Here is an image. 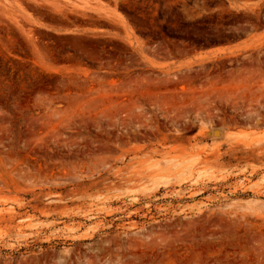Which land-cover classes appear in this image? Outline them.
Returning a JSON list of instances; mask_svg holds the SVG:
<instances>
[{
	"label": "rangeland",
	"instance_id": "1",
	"mask_svg": "<svg viewBox=\"0 0 264 264\" xmlns=\"http://www.w3.org/2000/svg\"><path fill=\"white\" fill-rule=\"evenodd\" d=\"M0 264H264V0H0Z\"/></svg>",
	"mask_w": 264,
	"mask_h": 264
},
{
	"label": "water",
	"instance_id": "2",
	"mask_svg": "<svg viewBox=\"0 0 264 264\" xmlns=\"http://www.w3.org/2000/svg\"><path fill=\"white\" fill-rule=\"evenodd\" d=\"M214 134H215V135L219 134V131H216Z\"/></svg>",
	"mask_w": 264,
	"mask_h": 264
}]
</instances>
